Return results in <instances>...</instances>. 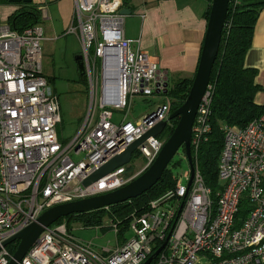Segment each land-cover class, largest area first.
<instances>
[{"label": "built area", "instance_id": "1", "mask_svg": "<svg viewBox=\"0 0 264 264\" xmlns=\"http://www.w3.org/2000/svg\"><path fill=\"white\" fill-rule=\"evenodd\" d=\"M124 1L74 0L62 33L74 31L80 39L90 103L81 127L63 143L56 134L59 99L42 73V26L17 31L0 24V264L12 255L4 237L34 220L41 209L121 186L148 166L162 146L165 138L148 135L137 144L144 159L135 171L126 174L125 165L118 164L81 183L170 112L163 99L136 121L125 115L112 118L110 107L128 106L137 92H162L167 77L156 58L136 43L138 38L123 32ZM40 10L45 17L46 10ZM212 87L208 81L193 116L189 143L195 151L211 131ZM220 129L217 178L222 187L214 198L192 158L189 185L188 164L145 209L131 211L129 238L97 248L74 236L64 221H55L41 230L17 264H141L168 232L164 246L146 264H264V113L245 124L226 121ZM244 196L250 207L241 217L237 213ZM112 227L116 233L118 225Z\"/></svg>", "mask_w": 264, "mask_h": 264}, {"label": "trees", "instance_id": "2", "mask_svg": "<svg viewBox=\"0 0 264 264\" xmlns=\"http://www.w3.org/2000/svg\"><path fill=\"white\" fill-rule=\"evenodd\" d=\"M6 1V0H0ZM210 1V0H209ZM227 11H225V20L222 24V33L219 38V47L217 55L212 62L211 74L209 82L213 83L211 112L209 113V121L211 123V131L208 133L207 139L195 151L191 148V155L194 162L200 169L205 182L211 188L213 198L216 196V190L222 187L218 176V157L223 145V132L220 126L224 122L232 124H245L255 114L264 113V103L258 104L254 99L255 91L258 90V84L255 83L254 74H256L255 66L244 65L246 49L251 44V36L253 35L254 23L258 17V11L264 5V0H228ZM18 6L8 14L7 23L15 30L20 31L25 26L38 23L42 19L41 10L34 1H19ZM210 8V4H209ZM209 13V9L207 14ZM192 76H177L174 78L172 85L166 89V93L170 94V100L167 104L169 111H173L179 103L183 102L187 89L190 86ZM177 116L172 118L171 125L166 131L170 134L172 127L176 124ZM184 152L183 145H180ZM179 153L177 157H172L165 165L162 176L146 191H142L138 196H131L124 201H117L110 205H103L98 208H91L88 211L69 212L55 221H64L65 224L72 226L71 219L82 223L84 226L93 224L99 225L104 216H108L112 223L118 225L116 233L122 234L123 230L128 227V218L131 211L141 212L145 209L146 204L156 194L167 186H172L175 181V167L180 164L183 154ZM182 154V155H181ZM263 177V176H262ZM264 185V177H263ZM247 197L244 196L240 201L238 216L243 217L249 207ZM72 228V227H71ZM125 238V237H123ZM18 239L8 245V250L13 252Z\"/></svg>", "mask_w": 264, "mask_h": 264}, {"label": "water", "instance_id": "3", "mask_svg": "<svg viewBox=\"0 0 264 264\" xmlns=\"http://www.w3.org/2000/svg\"><path fill=\"white\" fill-rule=\"evenodd\" d=\"M12 2L25 1L30 2L31 0H10ZM228 0H210V8L208 16L207 25L205 26V35L202 38L201 49L199 50V59L198 64H196V70L194 75L192 76V80L189 88L187 89V95L183 102L179 103L177 107L171 112H169L166 117L159 121L157 124L151 126L143 133H141L138 138L133 141H130L126 144L122 150L117 151L114 155H111L107 158L102 165L98 168L90 171L89 175L82 179L81 183L86 184L90 182V180L96 179L102 176L103 173L109 172L114 166L122 165L127 163L130 159V155L137 148V144L144 140L148 135L151 134H159L160 130L164 127L167 120L172 119L177 116V121L174 127H172L170 134H168L164 141L162 142V146L159 149L158 153L154 155L152 162L143 167L141 171L133 178L128 179L127 182L122 184L121 186H117L112 190L103 191L102 193H92L89 196H80L76 199H68L64 202L53 203V205L43 208L40 210L39 215L31 221H28L25 226L16 229L10 235L4 237V243H10L16 238L18 242L16 247H14L12 255L7 261V264H17V260L20 259L29 246L35 242L37 239V235L41 232V230L46 226L50 225L54 220L60 218L61 216L66 215L69 212H78V211H88L91 208L102 207L103 205H110L116 203L117 201H124L128 199V197L138 196L142 191H146L150 188L155 180L159 179L162 176L165 165L172 159L173 154L177 152V149L180 145H183L184 148V156H186L188 161V167L190 168V176L187 179V185L190 184V179L193 175V160L191 151V145L189 143V139L191 137V126L194 120V114H196V109L198 106V101H200V97L202 95V91L206 88V85L209 81V76L211 74L212 62L217 55V50L219 47V38L222 33V24H224L225 20V11H227ZM121 11L124 13H129L130 9L126 7H122ZM81 53H75L73 58L77 62V70L80 73H84L83 62L80 59ZM165 81V87L162 89L165 91L168 89V82ZM169 234V232H168ZM168 234L164 241H162L156 249L145 257L141 264H146L149 262L154 255L161 249L168 238Z\"/></svg>", "mask_w": 264, "mask_h": 264}, {"label": "crops", "instance_id": "4", "mask_svg": "<svg viewBox=\"0 0 264 264\" xmlns=\"http://www.w3.org/2000/svg\"><path fill=\"white\" fill-rule=\"evenodd\" d=\"M31 1L38 4L39 10L40 7L46 10L45 17L50 18L53 29L60 25L64 29L69 24L74 0ZM17 3L10 0L0 1L1 17L7 18L11 10L18 6ZM209 4V0H125L122 3V6L130 9V12L124 15L123 32L127 38H138L136 43L140 48L149 51L156 58L157 68L165 71L168 85L169 79L173 82L177 76L194 75L208 21L206 13ZM258 13L253 25L251 44L245 51L244 65L255 66L257 70L253 77L259 86L253 100L263 104L264 5ZM160 101L162 100L148 99L144 112ZM70 229L72 231L71 227Z\"/></svg>", "mask_w": 264, "mask_h": 264}, {"label": "rangeland", "instance_id": "5", "mask_svg": "<svg viewBox=\"0 0 264 264\" xmlns=\"http://www.w3.org/2000/svg\"><path fill=\"white\" fill-rule=\"evenodd\" d=\"M4 23H7V18L1 17L0 14V24ZM39 23L43 27V38L40 44V48H42V73H45L48 77V83L52 86L59 99L61 119L57 122L56 134L63 143L70 140L75 131L81 127L82 121L86 117L87 107L90 103V84L86 74L78 72L77 62L73 58L75 53H80L81 51L78 35L74 31L63 34L62 31L66 27L62 29L61 25L58 28L55 27L54 30L49 17L42 16ZM171 85L172 81L169 79L168 87ZM150 98H155L158 101L163 99L168 101L170 100V94L166 93V91L155 92L153 90L148 96H145L137 92L130 105L128 104L124 108L110 107L113 112L112 118L118 120L125 115V117L136 121L138 116L146 109V104ZM171 122L172 119L167 120L157 135L159 138L164 139L168 135L166 129L171 125ZM181 152L182 148L179 146L177 152L173 154V157H177ZM143 159L141 152L135 149L130 155L129 161L124 164L126 174L135 171L137 167L139 168ZM187 165L186 158L183 156L180 164H177V167L174 169L179 174L187 169ZM70 223L72 225V233L75 236L84 238V240L93 241V244L97 248L105 245L109 247L114 246L117 242L123 241V237L129 238L131 236V228L129 229L128 227L123 230L122 234L119 232L115 233L108 216H104L101 223L97 226L95 224L84 226L74 219H71ZM10 243L7 244L9 245Z\"/></svg>", "mask_w": 264, "mask_h": 264}]
</instances>
